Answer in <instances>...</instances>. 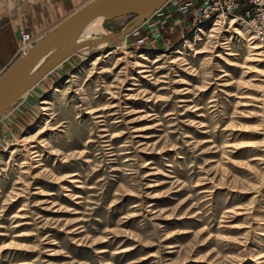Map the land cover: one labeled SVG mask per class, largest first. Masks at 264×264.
<instances>
[{
  "label": "rangeland",
  "instance_id": "1",
  "mask_svg": "<svg viewBox=\"0 0 264 264\" xmlns=\"http://www.w3.org/2000/svg\"><path fill=\"white\" fill-rule=\"evenodd\" d=\"M235 2L102 18L7 107L0 264H264V22Z\"/></svg>",
  "mask_w": 264,
  "mask_h": 264
},
{
  "label": "water",
  "instance_id": "2",
  "mask_svg": "<svg viewBox=\"0 0 264 264\" xmlns=\"http://www.w3.org/2000/svg\"><path fill=\"white\" fill-rule=\"evenodd\" d=\"M168 0H88L50 27L34 45L16 57L0 74V117L20 95L40 82L50 71L66 62L76 51L74 38L91 20L102 16L106 20L125 15L148 18ZM127 30H124V34ZM68 39L72 40L69 44ZM68 49L50 58L33 76L25 79L32 64L56 46Z\"/></svg>",
  "mask_w": 264,
  "mask_h": 264
},
{
  "label": "crops",
  "instance_id": "3",
  "mask_svg": "<svg viewBox=\"0 0 264 264\" xmlns=\"http://www.w3.org/2000/svg\"><path fill=\"white\" fill-rule=\"evenodd\" d=\"M88 0H0V74L18 56L19 31L41 37L50 27ZM200 0H174L176 5L189 2L191 8ZM239 1V0H237Z\"/></svg>",
  "mask_w": 264,
  "mask_h": 264
},
{
  "label": "built area",
  "instance_id": "4",
  "mask_svg": "<svg viewBox=\"0 0 264 264\" xmlns=\"http://www.w3.org/2000/svg\"><path fill=\"white\" fill-rule=\"evenodd\" d=\"M254 7L251 13V17L248 20V24L252 27H257L264 22V0H248ZM236 5L235 0H202L198 6H196L194 13L197 17L206 18L209 14L221 10L228 13ZM186 10V6L183 8ZM248 13V12H247ZM21 51L28 45L29 35L27 33L21 34Z\"/></svg>",
  "mask_w": 264,
  "mask_h": 264
},
{
  "label": "bare ground",
  "instance_id": "5",
  "mask_svg": "<svg viewBox=\"0 0 264 264\" xmlns=\"http://www.w3.org/2000/svg\"><path fill=\"white\" fill-rule=\"evenodd\" d=\"M103 17L102 16H97L95 17L93 20H91L85 27H87L89 24L93 25L94 23L99 25V22H101V19ZM97 25H95L96 27L93 28V33H96L98 27ZM128 30V28L126 29ZM200 31V28L197 30V32ZM83 32V31H82ZM81 32V33H82ZM78 35L76 36V38H74V42L76 44V51L75 53L78 52V50L80 48H82V46L84 47L85 45L89 44V40L86 41H82V42H78ZM199 37L198 33H195L193 35V37H191V39L193 41L197 40ZM87 38V37H86ZM191 40V41H192ZM69 44H72V40L68 39L67 41ZM101 42V41H98ZM254 48H259L258 46L254 47ZM68 49V44H66L64 47L61 46H56L53 49H51L50 51H48L47 53H45L44 55L40 56L38 59H36V61L33 62L29 72L26 74L25 79H29L31 76H33L50 58H52L54 55H56L57 53L62 52L63 50ZM68 60V59H67ZM66 60V61H67ZM63 64L57 66L56 68H54L52 71H50L44 78L49 77L50 75H52L57 69H59ZM32 88V87H31ZM45 109V108H44Z\"/></svg>",
  "mask_w": 264,
  "mask_h": 264
},
{
  "label": "clouds",
  "instance_id": "6",
  "mask_svg": "<svg viewBox=\"0 0 264 264\" xmlns=\"http://www.w3.org/2000/svg\"><path fill=\"white\" fill-rule=\"evenodd\" d=\"M26 3H35L36 0H25ZM94 25L89 24L87 27H83V32L80 33L81 39L93 35Z\"/></svg>",
  "mask_w": 264,
  "mask_h": 264
}]
</instances>
